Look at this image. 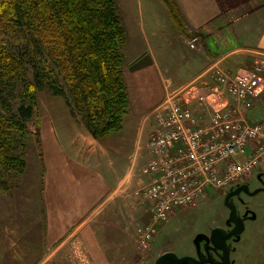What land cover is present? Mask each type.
Returning <instances> with one entry per match:
<instances>
[{"label": "crops", "instance_id": "1", "mask_svg": "<svg viewBox=\"0 0 264 264\" xmlns=\"http://www.w3.org/2000/svg\"><path fill=\"white\" fill-rule=\"evenodd\" d=\"M138 1V5H128L129 10L139 9L140 17L135 18L134 11L122 16L132 43V48H126L125 78L127 81L129 71L141 70L143 79L147 76L156 87L140 109L160 105L169 90L193 84L202 88L205 83L212 87L209 105L193 100V109L233 104L209 69L218 64L236 73L253 66L252 53L264 56V0H173L182 26L174 21L163 0ZM163 68L169 69L168 77H164ZM130 97L123 128L103 138L94 137L72 114L56 122L50 118L49 125L42 126L41 170L29 175L31 161L27 157L21 184L27 176L34 179L36 185L28 190L25 206L34 214L31 225L45 226L41 235L47 243L59 244L72 236L84 243L94 258L129 256L136 232L130 228L131 221L146 219L151 209L146 205L148 199L138 202V196L143 195L136 191L149 181L142 168L145 160L153 157L149 139L144 151L139 138L129 143L126 130L135 107L131 91ZM34 231L26 230L24 241L33 242ZM10 239L15 245L17 241ZM23 248L29 252L27 256L36 251L29 244Z\"/></svg>", "mask_w": 264, "mask_h": 264}, {"label": "trees", "instance_id": "2", "mask_svg": "<svg viewBox=\"0 0 264 264\" xmlns=\"http://www.w3.org/2000/svg\"><path fill=\"white\" fill-rule=\"evenodd\" d=\"M163 2L182 26L174 1ZM127 42L116 0H0V192L27 167L38 87L64 96L96 138L123 128Z\"/></svg>", "mask_w": 264, "mask_h": 264}, {"label": "rangeland", "instance_id": "3", "mask_svg": "<svg viewBox=\"0 0 264 264\" xmlns=\"http://www.w3.org/2000/svg\"><path fill=\"white\" fill-rule=\"evenodd\" d=\"M116 2L121 16L127 15L128 11H134L135 18L141 16L139 9L133 7L134 10H129L128 5L130 2L133 5H138V0H116ZM127 47L132 48L130 39L124 48L126 58ZM131 50L133 53L134 49ZM147 50L150 52L149 47ZM252 55L254 58L261 56L260 53H252ZM133 59L135 60V52ZM163 69L164 77H168L169 69ZM142 73L141 70L133 69L131 72L129 71L126 81L135 106L133 110L131 109V116L134 118L129 121L126 134L130 144L131 141L139 138L140 144L144 146L143 150L148 147L149 135L155 125L154 109L157 108V104L146 111L140 109L145 99L150 98L156 89L154 83L147 81V76L143 79ZM35 106L36 114L29 123L31 142L26 156L31 161L30 172L32 173L29 175L32 177L34 173L41 170L42 126L49 125L50 118L56 122L64 115L72 114L65 97L54 94L49 87L36 89ZM250 116L254 122L261 121L264 119V112L259 108L253 109ZM149 158L145 160V164ZM24 173L12 183L10 190L0 192V264H157L158 259L166 252H171L175 258H180L184 254H195L196 250L200 255V250H204V245L210 242L208 233L227 234L237 228V222L240 225V232L234 235L229 243L216 237L215 241L218 245L229 249L230 264H264V193L260 190H255L253 194L246 193V191L264 184V165L245 177L242 182L228 189L209 186L206 192L198 197L195 205L177 208L167 220L157 224V233L148 248L141 249L139 247L138 236L134 232L135 236L131 237L132 241L130 240L129 256L113 259L94 258L84 243L75 240L72 236L59 244L50 241L47 243L44 240V235H41V230H45V226L35 225L34 227L31 225V222H35V218L32 217L33 211L25 206L28 205L26 200L30 196V194H26L29 189L35 188L36 184L30 176H27L24 184H21ZM239 187L242 189L231 199L236 205H239V209L235 213L228 209L225 197L229 195L227 193L231 189L235 191ZM24 191L26 192L22 194ZM143 199L147 200L144 196H138V202L139 200L145 201ZM146 205L148 208L151 207L149 215L141 221L132 220L130 228L133 231H136L139 225L151 221L152 202L147 200ZM37 212L39 214V211ZM31 217L34 220H31ZM31 228L35 229L31 234L33 242H26L22 237L25 231H29ZM10 238L17 241L15 245ZM24 244L34 246L36 251L32 256H27L26 253L29 252L24 250ZM211 246L217 250L216 247ZM220 255L221 260H225L227 264V253ZM168 264L171 263L168 262ZM181 264H191V262L184 260Z\"/></svg>", "mask_w": 264, "mask_h": 264}, {"label": "built area", "instance_id": "4", "mask_svg": "<svg viewBox=\"0 0 264 264\" xmlns=\"http://www.w3.org/2000/svg\"><path fill=\"white\" fill-rule=\"evenodd\" d=\"M209 72L233 104L193 109V100L209 105L212 87L205 83L168 91L154 109L153 157L142 168L149 181L136 191L152 202L151 221L136 229L141 249L149 247L158 223L195 205L209 186L228 189L264 165V119L250 116L256 106L264 112V56L236 73L218 64Z\"/></svg>", "mask_w": 264, "mask_h": 264}, {"label": "flooded vegetation", "instance_id": "5", "mask_svg": "<svg viewBox=\"0 0 264 264\" xmlns=\"http://www.w3.org/2000/svg\"><path fill=\"white\" fill-rule=\"evenodd\" d=\"M255 190H260L261 192L264 193V184H260V185L256 186L255 188L246 191V193L253 194L255 192ZM232 192H234V190L231 189L227 194L230 195ZM229 195H227V196H229ZM235 195L236 194L230 196V198L228 200V203L234 205V207L236 208V210H238L239 209V205L238 204L236 205L234 201H231V199L233 197H235ZM227 196L225 197V200H226ZM229 204H227L228 209L230 211L231 210L233 211L232 207ZM212 236H213V234L211 232L208 233V238H209L210 242L209 243H206L204 245V250L203 249L200 250L201 251V254L200 255H198V251L197 250L195 251V254H184V256H187V255L188 256H192L195 259V261L194 260H189L191 262V264H226L225 263V260L222 261L221 258H220V256H221L220 254L221 253H224V250L218 248V246H215L213 244ZM215 237L217 239L219 238L220 240H223L222 239V235H215ZM233 238H234V235L230 239L227 240L228 243ZM211 245H213V247H216L217 250H214Z\"/></svg>", "mask_w": 264, "mask_h": 264}, {"label": "water", "instance_id": "6", "mask_svg": "<svg viewBox=\"0 0 264 264\" xmlns=\"http://www.w3.org/2000/svg\"><path fill=\"white\" fill-rule=\"evenodd\" d=\"M240 189H242V187H239V189H237L236 191L232 192L229 196H227V198H226L227 204H229L228 200H229L230 196L238 193V191ZM229 205L232 207L233 212L236 213V208L234 207V205H232V204H229ZM236 219H237V215H236ZM239 232H240V225H239V222H237V228L233 231H230L227 234L222 235V239L227 240L230 237H232L233 235L238 234ZM215 235L216 234L213 233V236H212V241H213L214 245L218 246V248L224 250V253H227V255H228V258H227L228 263L227 264H230V260H229L230 256H229V252H228L229 249H227V247H223L220 244L218 245L217 242L215 241ZM184 260H194L195 261V259L192 256L187 255V256L180 257V258L179 257L175 258L171 252H166L158 259L157 264H164V263L168 264V262L171 264H181Z\"/></svg>", "mask_w": 264, "mask_h": 264}]
</instances>
